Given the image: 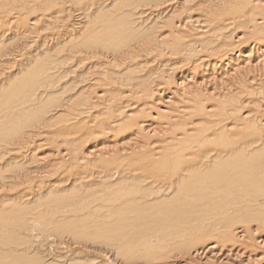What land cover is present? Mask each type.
I'll return each mask as SVG.
<instances>
[{
  "label": "bare ground",
  "instance_id": "bare-ground-1",
  "mask_svg": "<svg viewBox=\"0 0 264 264\" xmlns=\"http://www.w3.org/2000/svg\"><path fill=\"white\" fill-rule=\"evenodd\" d=\"M0 264H264V0H0Z\"/></svg>",
  "mask_w": 264,
  "mask_h": 264
}]
</instances>
